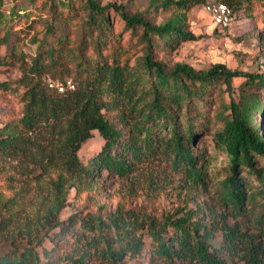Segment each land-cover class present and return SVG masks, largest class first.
<instances>
[{
	"label": "trees",
	"instance_id": "16d2710c",
	"mask_svg": "<svg viewBox=\"0 0 264 264\" xmlns=\"http://www.w3.org/2000/svg\"><path fill=\"white\" fill-rule=\"evenodd\" d=\"M74 1L57 0V4ZM218 1L229 6L232 17L244 4H248V12L254 3L264 6V0ZM199 2L204 5L208 0H163L161 7L180 10ZM155 3L151 0L150 4ZM83 7L81 24L86 38L71 45H66V23L56 14L46 21L42 37L34 39L37 45L29 60L11 45L13 29L6 27L0 37L9 49L0 57V67L18 62L19 68L18 77L0 81V88L22 89L20 116L0 127V171L17 161L24 172L48 175V167L59 160L78 188L85 181L91 183L100 169L126 176L161 151L171 159L173 172L181 173L189 198L196 190L211 187L215 203L195 207L185 203L160 216L127 209L105 219L98 214L74 213L60 220L55 214L63 206L60 200L47 212L51 214L47 226L38 221L33 226L14 227L13 198L0 197V243L9 241L0 245V264H56L57 259L82 264L93 257L102 264H122L125 255L134 258L144 251L168 264H264V166L258 165V160H264V131L255 120V115L264 112V102L251 92L254 86L264 92V72H243L222 62L205 70L183 62L167 68L154 59L155 51H173L194 38L185 29L183 16L152 23L141 13L129 14L115 3L85 0ZM109 8L119 14L126 28L140 31L144 55L134 63L129 57L121 58L116 50L103 53L108 46ZM18 16L15 6L9 15L0 12V25ZM89 49L95 57L87 54ZM69 63L73 79L58 83L70 79L74 88L59 91L50 86L53 79L49 74ZM238 77L246 79L240 85L239 100L230 98L224 106L227 113L215 109V147L229 160L226 172L216 176L208 167L207 155L190 148L192 120L201 118L207 125L210 117L201 112L199 103L223 88L231 92L232 81ZM189 112L195 114L189 117ZM95 133L102 146L84 163L79 151ZM251 176L257 181L254 187L250 186ZM14 232L27 241L17 243ZM56 237L70 238L71 249L58 253L56 245L44 247Z\"/></svg>",
	"mask_w": 264,
	"mask_h": 264
},
{
	"label": "rangeland",
	"instance_id": "374dc122",
	"mask_svg": "<svg viewBox=\"0 0 264 264\" xmlns=\"http://www.w3.org/2000/svg\"><path fill=\"white\" fill-rule=\"evenodd\" d=\"M85 0H75L71 5L61 6L57 0H0V12L9 15L12 7H17L19 16L4 26L0 25V37L6 27L13 29L10 40L15 51H21L26 55V60L35 53L37 43L35 38L42 37L47 20H52L56 14L66 23L68 41L66 45L79 42L86 38V29L81 24L85 15ZM156 0H100L102 5L115 3L123 5L129 14L141 13L152 23L166 21L172 15L183 16L184 27L192 33L193 39L185 40L173 50L164 52L156 50L154 59L163 62L167 68H171L176 62H183L195 69H207L212 63L222 62L231 69H238L243 72H264V6L254 3L251 11L248 12V4L236 11L231 24L222 29L216 26L210 16L203 8V2L194 3L185 9H176L174 6L162 8L161 2ZM52 5V6H51ZM54 5V6H53ZM109 20L108 46L104 49V55L112 50L121 58L129 57L134 63L144 55V44L141 41L138 29L125 27V23L113 8L106 11ZM260 36L257 40L256 36ZM9 52L7 44H2L0 39V57ZM95 57L89 49L88 53ZM69 65V66H68ZM58 68L53 74H49L53 83L62 79L72 78V65ZM0 81L16 79L19 75L18 62L0 67ZM246 81L245 77L234 78L232 91L223 90L210 93L207 99L199 103L201 112H206L210 122L205 125L201 118L193 119L194 125L193 140L190 145L195 153L203 151L208 157L210 171L218 176L223 175L227 170L229 160L225 154L215 147L213 133L215 109L224 111L225 104L230 98L236 101L240 98V85ZM22 89L15 91L13 88H0V127L11 118H17L21 114L22 104L19 93ZM251 92L258 93L264 102V92L258 87H251ZM195 112H189V117ZM255 120L260 123L264 131V112L255 115ZM102 139L98 134L84 143L79 151L82 162L87 163L101 148ZM197 164H202L198 161ZM258 165L264 166V160H258ZM37 171V170H36ZM246 170H243L245 173ZM48 175L40 172L28 173L21 169L17 161L4 166L0 171V197L3 199L13 198L14 205L10 212H14L16 225H35L40 221L47 226L51 214H47L50 208L58 206V201L63 206L55 212L60 220H66L71 214L81 213L98 214L105 219L108 215L117 210L144 209L150 214L160 216L165 211H172L177 205L188 203L190 207L196 205H212L215 203L213 189L209 191L196 190L194 196H187V189L184 188L181 173H174L171 168V159L161 151L140 162L132 172L120 177L116 174H107L100 169L96 178L90 182H83L80 187L73 186L71 180L59 160L54 161L48 167ZM250 177V186L254 187L257 181ZM63 199V200H62ZM258 201V200H257ZM10 212H6L9 214ZM5 213V212H4ZM53 214V215H55ZM54 231H57L54 230ZM54 231L50 235L54 234ZM17 243L27 241L15 232L12 234ZM68 239V240H67ZM219 239V238H218ZM70 238L56 237L54 241L47 240L44 247L51 249L58 248V253L71 249ZM2 241L0 245L8 243ZM42 255V248H38ZM62 257V256H61ZM58 261V262H57ZM56 264H67L66 260L57 259ZM45 258L42 256V263ZM82 264H102L99 259L92 258ZM122 264H168L161 263L159 259H152L148 252L144 251L141 256L134 258L125 255Z\"/></svg>",
	"mask_w": 264,
	"mask_h": 264
},
{
	"label": "built area",
	"instance_id": "2783aa9c",
	"mask_svg": "<svg viewBox=\"0 0 264 264\" xmlns=\"http://www.w3.org/2000/svg\"><path fill=\"white\" fill-rule=\"evenodd\" d=\"M203 8L216 26L224 29L231 24L233 17L226 3L218 0H208ZM49 85L56 86L59 91H63L65 88H74V84L70 79H67L65 83H50Z\"/></svg>",
	"mask_w": 264,
	"mask_h": 264
}]
</instances>
